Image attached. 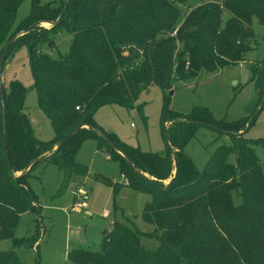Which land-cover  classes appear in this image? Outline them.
Wrapping results in <instances>:
<instances>
[{"label":"trees","instance_id":"obj_1","mask_svg":"<svg viewBox=\"0 0 264 264\" xmlns=\"http://www.w3.org/2000/svg\"><path fill=\"white\" fill-rule=\"evenodd\" d=\"M23 1L0 0V46L14 37L11 32L15 15ZM178 3L185 5L187 0H30L29 15L18 23H25L22 31L34 23L54 22L66 9L58 24L43 29L36 37L27 36L37 27L17 37L4 61L12 48L27 47L38 107L49 120L53 138L43 142L34 136L23 105L25 91L18 82H12L7 92L3 89L8 162L0 111V241L12 237L21 215L39 210L29 186V175L36 165L53 163L66 183L71 175L85 173L75 156L81 143L91 139L97 142L98 150L104 145L114 155L121 176H129L126 184L104 179L113 192L126 187L133 192L151 193L140 216L153 229L140 233L114 221L109 230L102 232L99 251L72 249L66 255L69 264H241L245 254L237 259L230 249L238 252L249 236L258 249L252 253L254 260H244L243 264H264V203L258 202H264V171L254 153L255 146L264 148V139H247L243 132L256 115L250 120L226 123L215 121L202 107H193L188 114L163 108L162 127L165 122L175 124L166 131L175 151L169 150L164 136L167 149L162 155L129 147L94 121L100 106L115 103L132 107L150 86L164 90L176 80L189 81L243 63L249 66L255 85L258 112L264 108V58L256 64L246 59L254 43L253 19L264 25V0L200 5L180 27L176 25ZM223 12L227 14L224 23ZM195 13L199 14L197 18ZM61 31L71 36L67 53L55 57L41 53L39 48L49 47L50 37ZM173 31L176 34L171 36ZM25 38L28 42L17 44ZM137 109L141 112L142 107ZM200 126L227 135L231 142L220 146L203 173L197 174L181 148ZM78 127L82 128L52 158L35 162L23 173L31 161L50 154L62 137ZM230 156L232 163L227 160ZM173 167L175 175L166 187L143 176L146 173L164 181ZM17 172L22 174L15 176ZM233 192L240 200L237 204ZM198 200L226 236L224 241L214 242L211 226L206 228L205 223L204 228L196 222L190 206ZM257 203L263 206V213ZM205 229L211 232V239ZM141 238L152 239L157 246L149 249ZM26 242L17 241L21 245ZM217 248L225 249L223 256L215 255ZM0 264L20 262L9 250L0 252Z\"/></svg>","mask_w":264,"mask_h":264},{"label":"rangeland","instance_id":"obj_2","mask_svg":"<svg viewBox=\"0 0 264 264\" xmlns=\"http://www.w3.org/2000/svg\"><path fill=\"white\" fill-rule=\"evenodd\" d=\"M47 1L49 0H43V2ZM223 1L187 0L185 5L178 3L180 16L176 25L180 27L197 6H221ZM29 12L30 0H24L17 8L11 36L15 37L26 27L25 23L20 25L18 23L27 17ZM195 15H197L195 18L199 16L198 13ZM226 18L227 14L223 12L222 23ZM49 28V25L41 24L27 37L32 39L43 29ZM251 29L254 43L246 59L256 64L264 58V25L253 19ZM175 34L176 31H173L171 36ZM26 39L28 38L18 40L17 44L28 42ZM6 41L7 39L2 42L0 51ZM51 42L49 47L41 46L39 51L55 57L57 54L67 53L71 36L61 31L50 37ZM8 54L0 72L3 89L7 92L12 82H18L23 87L25 91L23 105L33 134L38 140L50 141L53 132L49 120L38 107L29 66V51L25 45H19L12 48ZM170 86L172 95L168 98L166 89L150 86L139 95L132 107L115 103L100 106L94 115L95 124L129 147L142 153L162 155L167 149L160 122L162 109L188 114L193 107H202L211 113L215 121L226 123L250 120L256 115L251 126L243 131L244 136L247 139H264V108L258 112L256 89L254 82L251 81L249 66L246 64L203 73L199 78L189 81L176 80ZM138 106L142 107L141 112L138 111ZM174 125L172 122L163 123L165 131ZM230 142L227 135L200 126L187 138L181 151L190 161L195 172L201 174L216 150L222 145H229ZM100 147L101 150H98L97 142L91 139L81 143L75 160L85 168V173L71 175L66 183H63V175L53 163L44 162L36 165L30 172L29 186L31 193L36 197L39 210L29 211L19 217L12 237L0 241V252L13 250L20 264H69L66 255L72 249L99 251L102 232L109 230L114 221L140 233L152 231L153 227L144 223L140 216L144 202L150 199L151 193L133 192L126 187L121 188L118 193L113 192L112 186L104 182V179L126 184L129 176H121L114 155L110 154L104 145ZM254 153L264 171V148L255 146ZM118 155L122 156L120 153ZM227 160L232 163L233 157L230 156ZM20 174L22 172L14 175ZM174 175L173 167L169 178L164 181H157L146 173L143 176L166 187ZM78 189L87 193L84 202L90 214H85V207L80 211L74 210L76 202L74 195ZM233 201L235 204L240 202L234 192ZM258 202L264 203L260 199ZM261 204L257 203L256 207L263 213ZM190 207H193L196 222L204 228L205 223L206 228L211 226L214 242L226 239L221 229L214 224L201 200ZM105 211L106 215H104ZM204 231L209 235L207 238L211 239V232L206 229ZM23 239L27 241L26 244L17 243ZM140 241L149 249L157 246L152 239L141 238ZM257 249L258 244L249 236L248 243L240 246L238 252L234 249H230V252H233L237 259L240 257L239 254H245L241 263L243 264L244 260L251 262L254 260L252 253ZM215 251L216 256H223L225 249L217 248ZM261 254L264 255L262 252Z\"/></svg>","mask_w":264,"mask_h":264},{"label":"water","instance_id":"obj_3","mask_svg":"<svg viewBox=\"0 0 264 264\" xmlns=\"http://www.w3.org/2000/svg\"><path fill=\"white\" fill-rule=\"evenodd\" d=\"M66 7L62 10V12L60 13L59 17L57 18L56 21L54 22H39V23H34L33 25H31L27 30L22 31L20 33H18L15 37H13L10 41H8V43L4 46V48L1 51L0 54V72H1V66L2 63L4 61L5 55L8 52L10 46L14 43V41L16 40L17 37L22 36L26 33H28L29 31L35 29L36 27L41 26V24L43 23H47L50 27L55 26L56 24H58V22L60 21L61 17L63 16V13L65 12ZM52 44L49 43L48 46H50ZM166 91L168 92V96L172 95V91H171V86L169 84L166 85L165 87ZM0 111H1V127H2V131H3V138H4V143H3V147H4V153H5V158L6 161L8 162V158H7V154H6V148H5V138H6V129H5V105H4V94H3V85H2V81H1V73H0ZM86 127V126H85ZM82 127H78L76 128L74 131H72L71 133H69L68 135L62 137L58 142L57 145L54 147L53 151L50 154H47L46 156L38 159L37 161H31L27 167L25 168V170L23 171V173H26L29 168L35 163V162H44L49 160L50 158H52L56 152L59 150L60 147H62L66 142H68L69 140H71L73 138V136L79 131V129H81ZM163 131H164V136L166 138V142L168 144V148L171 152H174L175 149L173 147L172 141L170 139V137L167 135L166 131H165V127L163 126ZM102 139L114 150L115 146L106 138V137H102ZM118 153H120L123 157L124 155L117 151ZM128 164L131 166V163L128 162ZM132 167V166H131ZM137 172V171H136ZM140 175H142L141 173H139Z\"/></svg>","mask_w":264,"mask_h":264},{"label":"built area","instance_id":"obj_4","mask_svg":"<svg viewBox=\"0 0 264 264\" xmlns=\"http://www.w3.org/2000/svg\"><path fill=\"white\" fill-rule=\"evenodd\" d=\"M86 195L87 193H85L81 189L77 190L75 194V198H76V203H75V208H74L75 211H80L81 209L85 207L84 201L86 200Z\"/></svg>","mask_w":264,"mask_h":264},{"label":"crops","instance_id":"obj_5","mask_svg":"<svg viewBox=\"0 0 264 264\" xmlns=\"http://www.w3.org/2000/svg\"><path fill=\"white\" fill-rule=\"evenodd\" d=\"M123 184H125V183H123ZM84 205H85V211H84L85 214H90V213H89V210L86 209V203H84ZM106 214H107V212L105 211V212H104V215H106Z\"/></svg>","mask_w":264,"mask_h":264},{"label":"bare ground","instance_id":"obj_6","mask_svg":"<svg viewBox=\"0 0 264 264\" xmlns=\"http://www.w3.org/2000/svg\"><path fill=\"white\" fill-rule=\"evenodd\" d=\"M44 26H47L48 24L47 23H43ZM75 196V195H74ZM75 201H76V198H75ZM76 203V202H75ZM85 203V202H84Z\"/></svg>","mask_w":264,"mask_h":264}]
</instances>
